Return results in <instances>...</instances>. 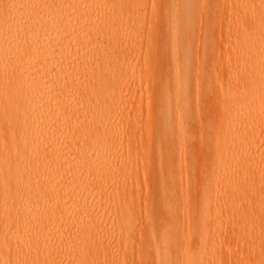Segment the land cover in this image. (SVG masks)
I'll return each mask as SVG.
<instances>
[{"label": "bare ground", "instance_id": "bare-ground-1", "mask_svg": "<svg viewBox=\"0 0 264 264\" xmlns=\"http://www.w3.org/2000/svg\"><path fill=\"white\" fill-rule=\"evenodd\" d=\"M251 1L0 0V264H215L221 238L244 250V212L264 224V0ZM149 5L167 54L148 55L136 130L124 67ZM208 95L219 138L198 109Z\"/></svg>", "mask_w": 264, "mask_h": 264}, {"label": "rangeland", "instance_id": "rangeland-1", "mask_svg": "<svg viewBox=\"0 0 264 264\" xmlns=\"http://www.w3.org/2000/svg\"><path fill=\"white\" fill-rule=\"evenodd\" d=\"M154 1V0H149ZM253 0L251 1V3ZM142 15L137 18V24L136 27L138 29L143 28V35H142V41L139 42V49L135 51L134 53L127 55L126 57V64L125 69H127L129 66L131 69L135 70V74L138 75L135 85L130 84V88L125 90V97L128 100L131 99L132 101V107L134 109V117L136 119V130H139L141 126H148V119L151 117V89H150V83H151V71L147 69L146 61L148 58V55H159V56H165L167 52L163 48L164 39L161 37V30L163 29V25L156 22L157 17H161V11L157 13L156 10H154V7L149 5L147 8L141 9ZM198 26L195 28L197 30ZM134 29V28H133ZM132 28L129 29V31H133ZM146 37H150V41L148 42ZM195 45H198V39H196L193 42ZM129 69V70H131ZM127 71V75L129 72ZM224 71V70H223ZM221 72V74H225L224 72ZM151 72V73H150ZM153 74V73H152ZM126 75V76H127ZM203 102V103H202ZM124 105V104H122ZM125 112V117L130 115L128 114V111L125 108H122ZM199 112L201 116H204L207 118L210 124V130L209 133H211V136L207 132H203L204 137H206L208 134L210 137L219 138L222 134V129L220 130L217 124L216 119L218 118V104L214 102V98L211 95L204 96L202 101H200V104L198 105ZM131 118V115H130ZM197 124V122H196ZM126 127L130 125V123L125 124ZM191 126L189 129L186 130V136H190L192 133ZM142 135H137L136 139H134L136 142L141 141ZM264 140V136L262 137ZM210 146H214L212 139L210 138ZM199 146H196V149ZM199 149V148H198ZM250 151L246 152L244 154V158L248 161L250 160ZM141 171V167L139 169ZM139 184L141 188L144 187V179L140 178ZM245 189V185H244ZM146 193V191H145ZM144 191L141 192L140 195V202L141 207L144 209V203L146 201V198L153 201L149 195H146ZM149 193L153 194L154 190H151ZM147 196V197H146ZM153 203H156L153 201ZM242 219V218H241ZM240 219V220H241ZM240 220H237L235 222L236 226L238 225V222ZM241 222V221H240ZM264 226L258 218L253 219L252 216H249L244 212V250L241 251V249H236L238 247H243L240 243L234 242L233 240H227L220 239V246L224 247L222 252H220V255L218 257V260L215 264H230L228 263L227 255L225 256V253L227 249H232L233 255L236 254L238 259L242 254H244V259H238L237 263L233 264H264V236H261V232L258 228H261ZM254 227L253 232H249V228ZM237 251H236V250ZM102 251V249L100 250Z\"/></svg>", "mask_w": 264, "mask_h": 264}]
</instances>
